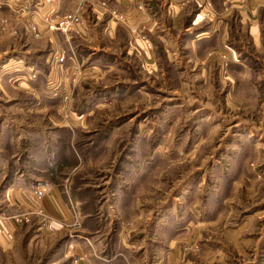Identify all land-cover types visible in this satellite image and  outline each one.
Wrapping results in <instances>:
<instances>
[{
	"label": "rangeland",
	"instance_id": "1",
	"mask_svg": "<svg viewBox=\"0 0 264 264\" xmlns=\"http://www.w3.org/2000/svg\"><path fill=\"white\" fill-rule=\"evenodd\" d=\"M17 1L0 0V264H264V0L168 3L169 30L57 53L31 19L44 0ZM79 8L44 29L66 36Z\"/></svg>",
	"mask_w": 264,
	"mask_h": 264
},
{
	"label": "crops",
	"instance_id": "2",
	"mask_svg": "<svg viewBox=\"0 0 264 264\" xmlns=\"http://www.w3.org/2000/svg\"><path fill=\"white\" fill-rule=\"evenodd\" d=\"M8 2L9 0H4L3 3L8 4ZM17 3L27 4L28 2L19 0ZM168 3L172 11L182 6V0H44V3L42 1L36 3L39 13L31 19L40 28L41 34L45 40H48L54 53H57L62 48L61 45L66 42L77 49L76 42L78 41L93 52H109L116 51L115 49L121 44L124 36H136L138 32L143 31H146L148 35H153L156 32H162L161 30L171 29L174 26L175 16H171L164 8ZM79 6L81 7L79 10L82 11V23L76 24L66 36L44 29L42 18L46 14L50 15L52 20H57ZM116 14L122 15V19ZM92 51L89 53L91 54ZM30 162L32 163V160ZM30 162L27 159L18 167H15L17 164L14 163L15 172L19 171L22 175L21 167ZM36 163L39 166L38 162ZM48 165L42 167L43 171L48 170ZM52 188V194L60 195L58 189L54 186ZM56 202L62 215H65L66 211L62 207L63 201L57 199ZM7 238V230L0 220V244L2 246Z\"/></svg>",
	"mask_w": 264,
	"mask_h": 264
},
{
	"label": "built area",
	"instance_id": "3",
	"mask_svg": "<svg viewBox=\"0 0 264 264\" xmlns=\"http://www.w3.org/2000/svg\"><path fill=\"white\" fill-rule=\"evenodd\" d=\"M80 21V17L78 14H68L62 18L61 21H59L57 24L51 25L49 24V28L59 29L61 31L68 30L69 28H72L73 25ZM48 229L52 230L50 227Z\"/></svg>",
	"mask_w": 264,
	"mask_h": 264
}]
</instances>
